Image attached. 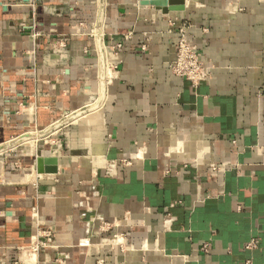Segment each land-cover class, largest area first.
<instances>
[{
    "label": "crops",
    "instance_id": "obj_1",
    "mask_svg": "<svg viewBox=\"0 0 264 264\" xmlns=\"http://www.w3.org/2000/svg\"><path fill=\"white\" fill-rule=\"evenodd\" d=\"M147 1L0 0V264H264V0Z\"/></svg>",
    "mask_w": 264,
    "mask_h": 264
},
{
    "label": "built area",
    "instance_id": "obj_2",
    "mask_svg": "<svg viewBox=\"0 0 264 264\" xmlns=\"http://www.w3.org/2000/svg\"><path fill=\"white\" fill-rule=\"evenodd\" d=\"M171 69L174 74L189 80L194 85L206 81L210 77V73L204 65L199 49L196 45L189 43L185 35H182L177 43L176 57ZM45 235L50 242L51 233L49 230ZM39 244L38 241L37 243H33L32 246L38 248ZM254 245L255 241H251L247 247ZM206 247L204 245V248Z\"/></svg>",
    "mask_w": 264,
    "mask_h": 264
},
{
    "label": "water",
    "instance_id": "obj_3",
    "mask_svg": "<svg viewBox=\"0 0 264 264\" xmlns=\"http://www.w3.org/2000/svg\"><path fill=\"white\" fill-rule=\"evenodd\" d=\"M166 13L169 10H181L183 9L182 0H151L147 1ZM35 168L38 173H56L57 172V160L54 157L38 156L35 160Z\"/></svg>",
    "mask_w": 264,
    "mask_h": 264
},
{
    "label": "bare ground",
    "instance_id": "obj_4",
    "mask_svg": "<svg viewBox=\"0 0 264 264\" xmlns=\"http://www.w3.org/2000/svg\"><path fill=\"white\" fill-rule=\"evenodd\" d=\"M101 81H102L103 86H104V79L101 80ZM93 107H94V106H93ZM93 107H92V108H93ZM95 108H97V107H95ZM95 108H93V109H95ZM73 115H74V114H73ZM66 118H68V117H66ZM91 118H92V117H91ZM82 119H83V118H81V121H80V122H81V123H80L81 125H80V126H82V124H87V123H90V122H91V123L94 122L93 120H88V119H84V120H82ZM86 120H88V122H86ZM67 121H68V120L65 119V120L62 121L61 123H64V122H67ZM95 121H96V120H95ZM92 125H93V124H92ZM80 126H79V127H80ZM55 127H56V126H55ZM50 130H51V128H47V129L44 130L43 132H41V133H39V134L36 133V134H38V136L46 135V134H48V133L50 132ZM87 131H88V130H87ZM85 133H86V132L80 130L79 135H80L81 137H82V136L84 137V136H87V134H89L88 132H87V134H85ZM89 135H90V134H89ZM19 136H20V137H18V138H21V136H22L23 138H26V137H27V138H28V137H31V138H32V136H31L30 133H28V132H27V133H24L23 135L21 134V135H19ZM87 138H88V136H87ZM34 139H35V138H34ZM34 139H33V140H34ZM89 140H90V139H89ZM89 140H88V141H89ZM24 141H25V140H24ZM24 141H23V142H24ZM30 141H31V140H30ZM31 142H32V141H31ZM28 144H29V143H28ZM59 167H60V166H59ZM40 177H41V176H40Z\"/></svg>",
    "mask_w": 264,
    "mask_h": 264
},
{
    "label": "rangeland",
    "instance_id": "obj_5",
    "mask_svg": "<svg viewBox=\"0 0 264 264\" xmlns=\"http://www.w3.org/2000/svg\"><path fill=\"white\" fill-rule=\"evenodd\" d=\"M66 124H67V123H66ZM66 124H65V125H66ZM27 132H29V131L22 132V133H20L19 135L24 134V133H27ZM19 135H17L15 138H17ZM1 149H2V147H0V153H2Z\"/></svg>",
    "mask_w": 264,
    "mask_h": 264
}]
</instances>
